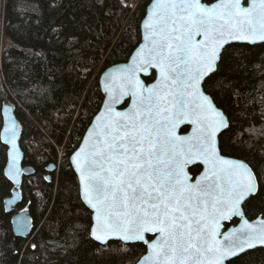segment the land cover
Segmentation results:
<instances>
[{
  "label": "snow or ice",
  "instance_id": "1",
  "mask_svg": "<svg viewBox=\"0 0 264 264\" xmlns=\"http://www.w3.org/2000/svg\"><path fill=\"white\" fill-rule=\"evenodd\" d=\"M150 8L144 43L105 74L104 109L71 157L93 210L89 235L143 242L139 264H231L264 246V213L250 222L245 211L264 197V169L221 154L227 119L202 85L225 45L264 42V0H154ZM150 69L158 76L147 84L140 77ZM185 124L190 134H181ZM16 137L13 120L4 135L13 180L21 174ZM234 217L238 226L227 228Z\"/></svg>",
  "mask_w": 264,
  "mask_h": 264
},
{
  "label": "trees",
  "instance_id": "2",
  "mask_svg": "<svg viewBox=\"0 0 264 264\" xmlns=\"http://www.w3.org/2000/svg\"><path fill=\"white\" fill-rule=\"evenodd\" d=\"M135 2L0 0V128L8 99L21 123L23 163L34 169L23 175L17 204L32 219L30 235L22 237L3 205L12 183L0 140V264H135L145 251L141 242L90 237V210L69 162L101 103L99 74L125 61L140 41L149 0ZM203 89L228 118L218 136L222 153L264 169V42L227 44ZM246 213H264V197L250 200ZM231 264H264V247Z\"/></svg>",
  "mask_w": 264,
  "mask_h": 264
},
{
  "label": "water",
  "instance_id": "3",
  "mask_svg": "<svg viewBox=\"0 0 264 264\" xmlns=\"http://www.w3.org/2000/svg\"><path fill=\"white\" fill-rule=\"evenodd\" d=\"M202 2L206 3V4H212V3H216L217 0H212V1H209V2L205 1V0H202ZM152 3H154V0H149V2L147 3L145 13H144V15H143V17H142V19L140 21V41L133 48V50L130 52L128 58L125 61H120V62L108 65L99 74L98 84H99L101 92L103 93V97H102L101 103H100L99 108L97 109V111L93 114L89 124L85 128L78 145L75 147V149L69 155V162H70V164H71V166H72V168H73V170H74V172H75V174L77 176L79 195H80V198H81L82 202L90 210L91 222H92V217H93V210L84 202V200L82 198L81 185H80V181H79V173L76 171L75 166H74V164H73V162L71 160V157H72L73 153L81 146V144L83 142V139L86 136L87 130L95 122L96 116L99 115L100 112L104 109V104H105V101H106V94H105L104 88H103V81H104L105 74L108 73V72H111L115 68H121L124 65L128 64L130 59H131V56L133 54H135V52L144 43L143 22H144V20H145V18L147 16V13L151 10L150 6H151ZM250 3H251V0H244L245 6H248ZM231 43H247V42H236V41H234V42H231ZM255 43H259V42H255ZM249 44H254V43H249ZM151 70L154 71V75H153V78L151 80L146 81L144 79V76H148V75H145L143 73L141 74V77H140L147 84L153 83L154 79L158 76V70L150 69L149 72H151ZM202 87H203V85H202ZM205 93L208 94L206 91H205ZM208 95H210V94H208ZM125 101H126V103L123 105V103ZM130 103H131V97L130 96L126 97L125 100L120 105H117V110H125L130 105ZM218 108L224 113V111L220 107H218ZM224 115H225V117L227 119V123H228V118H227L225 113H224ZM1 116H2V123H1V128H0V140L6 146V161H5V165H4V174L9 179V181L12 183L10 194L3 198V205H4L5 211L7 213L11 214L10 222H11V229H12L13 233L16 234V235L22 236V237H27V236L30 235V232H31V227H32L31 217H30L29 213L26 210L21 209V208H17V204L21 201V197H22V195H21V184H22L23 175L32 174L34 172V169H33V167L31 165L23 163V150H22V148L20 146L21 123H20V120L17 118V116L15 114V110H14L13 104L8 99H5L2 102V105H1ZM13 120L16 122V126H17L16 147H17L18 152H19L18 165H19V167L21 169V174H20L18 180H13L8 174L9 173V169L11 168L12 145L9 144L4 139L5 128L8 126L9 122L13 121ZM187 125H188V129H187V131L184 134H190L191 133L192 126H191V124H187ZM222 155H224V154H222ZM224 156L231 157V156H227V155H224ZM231 158L239 159V158H236V157H231ZM239 160H242V159H239ZM48 168L52 169L53 165L50 164L48 166ZM259 217H260V215L254 217L252 219H249V220L251 222V221H254V220L258 219ZM236 218L238 219L237 222L234 225L227 226V228L238 226L239 217H236ZM21 223H23L25 225L23 228L20 226ZM148 235L151 236L150 238L147 237L148 239H154V235L153 234H148ZM112 239L120 240V241H122L124 243L138 242V241L125 242L122 239L117 238V237L111 238L110 240H112ZM97 242H99V241H97ZM99 243H101V242H99ZM141 243H143V242H141ZM257 247H264V246H257ZM146 254H147V245H145V252L142 255L139 256V258L136 260L135 264H139V261L141 260V258L143 256H145Z\"/></svg>",
  "mask_w": 264,
  "mask_h": 264
},
{
  "label": "flooded vegetation",
  "instance_id": "4",
  "mask_svg": "<svg viewBox=\"0 0 264 264\" xmlns=\"http://www.w3.org/2000/svg\"><path fill=\"white\" fill-rule=\"evenodd\" d=\"M187 129H188V125L187 124H185V125H182L181 126V134H184L186 131H187ZM222 153V152H221ZM223 154V153H222ZM224 155H227V154H224ZM227 156H231V157H236V156H232V155H227ZM236 158H238V157H236ZM239 159H242V158H239ZM242 160H244V159H242ZM245 161V160H244ZM247 162V161H246ZM203 170V166L201 165L199 168H196V167H193V169H192V171H191V175H193V176H197V175H199V173L201 172ZM245 211H246V208H245ZM258 215H261V213H258V214H256L255 216H249V215H247L248 216V218L249 219H252V218H254V217H256V216H258ZM237 218L236 217H234L233 218V220L232 221H229V222H226V227L227 226H229V225H234L236 222H237ZM148 238H150L151 236L150 235H148L147 236ZM143 244V243H142ZM144 245V244H143ZM144 247H145V245H144ZM145 252V251H144ZM143 252V253H144ZM142 253V254H143ZM141 254V255H142Z\"/></svg>",
  "mask_w": 264,
  "mask_h": 264
},
{
  "label": "rangeland",
  "instance_id": "5",
  "mask_svg": "<svg viewBox=\"0 0 264 264\" xmlns=\"http://www.w3.org/2000/svg\"><path fill=\"white\" fill-rule=\"evenodd\" d=\"M129 3L132 4L133 6L135 5V0H129ZM25 210V209H24Z\"/></svg>",
  "mask_w": 264,
  "mask_h": 264
},
{
  "label": "bare ground",
  "instance_id": "6",
  "mask_svg": "<svg viewBox=\"0 0 264 264\" xmlns=\"http://www.w3.org/2000/svg\"><path fill=\"white\" fill-rule=\"evenodd\" d=\"M14 106V105H13ZM31 222H32V219H31Z\"/></svg>",
  "mask_w": 264,
  "mask_h": 264
}]
</instances>
